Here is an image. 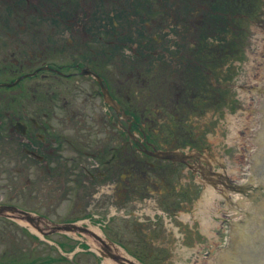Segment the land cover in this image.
<instances>
[{"label":"flooded vegetation","instance_id":"1","mask_svg":"<svg viewBox=\"0 0 264 264\" xmlns=\"http://www.w3.org/2000/svg\"><path fill=\"white\" fill-rule=\"evenodd\" d=\"M202 24L190 0H0V206L25 212L0 215V264H68L57 224L90 217L112 233L111 203L131 219L146 188L212 181L207 146L187 147L165 113L169 73L184 87L202 57Z\"/></svg>","mask_w":264,"mask_h":264},{"label":"rangeland","instance_id":"2","mask_svg":"<svg viewBox=\"0 0 264 264\" xmlns=\"http://www.w3.org/2000/svg\"><path fill=\"white\" fill-rule=\"evenodd\" d=\"M254 4L252 19L246 17L245 6L241 8L239 3L235 12L237 16L232 17V28L227 25L230 40L225 49L238 51L237 62L232 61L224 67V61L215 57L212 47L216 44L204 39L199 64L186 65V73L195 85L193 91L189 89V101L183 106L184 110H177L172 92V104L169 105L171 122H175L176 113L179 115L184 140L188 143L196 134L199 140H207L211 152L224 162L231 178L239 182L253 176L251 162L255 151L260 148L256 143V130L264 117V0H255ZM151 9L157 11L156 7ZM217 47H222V44H217ZM207 68L213 71L214 80L205 74ZM169 76L173 74L169 73ZM171 80L172 89L176 91L177 77H171ZM198 189L196 202L185 204V208L178 211L179 218L161 223V216L157 214L156 222L153 214L147 211H157L151 206L141 210L144 217L128 223L116 217L112 227H117L119 236H122L120 241L131 248L134 247L129 241L131 237L153 240L154 243L149 244L145 251L155 254L161 264H213L221 251L229 249L233 225L241 222V213L235 214L230 209L224 195ZM159 193L162 192L157 189L144 193L142 203H161ZM111 206L115 205L111 203ZM83 256L81 258H85ZM82 263L85 261L79 259V264Z\"/></svg>","mask_w":264,"mask_h":264},{"label":"water","instance_id":"3","mask_svg":"<svg viewBox=\"0 0 264 264\" xmlns=\"http://www.w3.org/2000/svg\"><path fill=\"white\" fill-rule=\"evenodd\" d=\"M244 192V188L241 189ZM251 200L254 203V210L250 213V217L253 218L259 225L260 237L251 244V253L244 257L246 264H264V234L261 230H264V181H261L259 188L253 195H250Z\"/></svg>","mask_w":264,"mask_h":264},{"label":"bare ground","instance_id":"4","mask_svg":"<svg viewBox=\"0 0 264 264\" xmlns=\"http://www.w3.org/2000/svg\"><path fill=\"white\" fill-rule=\"evenodd\" d=\"M255 183V178L253 180ZM211 192L213 194L216 193L214 189H211ZM245 200H239V203H243ZM254 206V203H253ZM244 208H247V203L244 202ZM249 225V222H247ZM254 224H256V221L254 220ZM208 225V222H206V226ZM239 229V236L236 237V242L234 244V248L224 250L223 254L217 259L215 264H242L240 263V259L242 256H246L247 254L251 253V245L249 242L243 237L241 234L242 227H237ZM246 236L248 235L245 234ZM244 235V236H245ZM260 236V235H259ZM238 237H240V240H238ZM123 257H127L125 253H120ZM248 264V263H247Z\"/></svg>","mask_w":264,"mask_h":264}]
</instances>
